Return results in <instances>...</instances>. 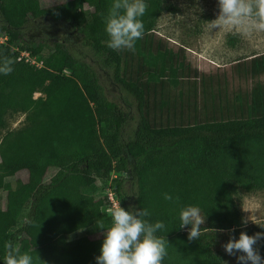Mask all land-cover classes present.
Returning <instances> with one entry per match:
<instances>
[{
	"label": "trees",
	"instance_id": "16d2710c",
	"mask_svg": "<svg viewBox=\"0 0 264 264\" xmlns=\"http://www.w3.org/2000/svg\"><path fill=\"white\" fill-rule=\"evenodd\" d=\"M41 1L0 0V57L13 61V71L0 74V130L9 112L25 113L27 122L0 140V264L8 240L34 264H97L104 239L97 224L106 230L112 214L102 211L107 195L95 192L98 181L111 179L122 208H146L145 219L164 222L157 233L169 242L162 264H222L205 235L189 241L180 228L188 206L200 209L210 232L235 239L264 232L242 222L234 199L239 190H264V91L229 90L227 75L199 73L184 48L156 37L162 0H145V32L134 52L107 46L104 21L113 0L46 8ZM38 19L70 28L78 41L27 40L28 23ZM20 51L42 66L19 60ZM231 69L245 80L264 72V56L237 60ZM101 77L133 99V130L129 111L108 99ZM20 171L28 173L25 182L10 180ZM91 227L99 237L67 239ZM255 247L264 258V239Z\"/></svg>",
	"mask_w": 264,
	"mask_h": 264
},
{
	"label": "rangeland",
	"instance_id": "374dc122",
	"mask_svg": "<svg viewBox=\"0 0 264 264\" xmlns=\"http://www.w3.org/2000/svg\"><path fill=\"white\" fill-rule=\"evenodd\" d=\"M67 1L42 0L41 6L46 8L61 5ZM162 5L164 9L157 19L154 28L155 36L164 40L169 48H184L186 60L192 69H196L199 73L205 75H227L229 90L239 89L250 91L256 88L262 90V92L264 91V72L251 75L245 80H238L237 75L231 71L232 64L237 60L264 56V34H258L252 38H244L239 34L228 32H217L208 35L205 32L204 21H210L216 18L219 12L218 0H162ZM68 30L70 31V28L58 25L50 20L38 19L28 23L25 38L27 40H33L36 43L45 40L48 45L52 41L63 39L71 42L76 39V36L71 35V33L68 34ZM47 53L48 50L42 51L43 56L47 55ZM65 74L68 75L69 72L65 71ZM100 82L104 87V92L108 99L129 111L131 121L128 130H133L137 119L133 99L122 88L109 83L104 78L101 77ZM39 96L43 95L35 93L33 98H38ZM124 100H127L130 105H127ZM25 115V113L21 112H9L5 116L6 126L0 130V140L6 132L16 131L26 126ZM27 176V171H20L10 180L19 179L25 182ZM112 186V179L106 183L98 181L95 195L108 196L109 190H112ZM124 190L127 191L129 200H132V184L130 182H125ZM85 192L88 194L92 193L89 190ZM234 199L239 206L242 222L247 221L246 225H259L264 228V190L251 193L239 190ZM114 201L116 200L114 199ZM106 208L107 205L102 208V211L107 214L108 209ZM200 214L203 216L201 211ZM205 226L206 222L201 225V228L203 229ZM190 228L191 225L188 227L185 226L182 231L188 233ZM83 235L91 239L99 237L91 227L83 231H78L68 236L67 239L71 240ZM203 235H205L204 239L209 242L212 253L221 259L222 264H225V262L226 264H239L237 256L241 255V253L238 252L236 255H229L224 250L223 245L230 239L227 231L210 232L208 230H202Z\"/></svg>",
	"mask_w": 264,
	"mask_h": 264
},
{
	"label": "clouds",
	"instance_id": "9594fccd",
	"mask_svg": "<svg viewBox=\"0 0 264 264\" xmlns=\"http://www.w3.org/2000/svg\"><path fill=\"white\" fill-rule=\"evenodd\" d=\"M147 8L145 0H113L104 21L109 37L106 43L110 49L135 51L136 42L142 39L145 32L141 18ZM218 8L215 19L204 21L208 35L228 32L252 38L264 34V0H218ZM12 65L11 58L0 57V74H10ZM164 199L171 201L173 197L165 193ZM150 215L146 208L134 212L126 211L119 205L112 212L109 228L105 230L103 222H98L97 227L103 230L104 239L100 255L96 257L97 264H162L169 242L166 236H158L157 233L165 229V224L162 221L149 222L145 217ZM179 219L180 228L191 225L188 240L199 239L202 235L201 225L205 223L200 209L195 206L183 208ZM243 223L246 225L247 221ZM261 239H264V232L251 236L241 232L239 239L230 237L223 247L229 255L242 253L237 256L239 264H264V258L255 247ZM4 247V264H34L33 257L27 252L21 253L11 240L6 241Z\"/></svg>",
	"mask_w": 264,
	"mask_h": 264
},
{
	"label": "built area",
	"instance_id": "2783aa9c",
	"mask_svg": "<svg viewBox=\"0 0 264 264\" xmlns=\"http://www.w3.org/2000/svg\"><path fill=\"white\" fill-rule=\"evenodd\" d=\"M4 41H5V38H0V43H3ZM14 50L18 51L17 48H14ZM18 59L19 60L20 59H24L25 62H28V63H30V64L38 67V68L42 66V62L41 61H37L35 57H30L29 53L26 52V51H20ZM112 195H113L112 191L109 190V195L107 196V198H108V201H110L109 203L111 205L107 206V208H106V209H108V213L107 214H112V212L116 208V206L117 205L119 206L118 201L116 200L115 196L114 195L112 196ZM113 198L116 201H114Z\"/></svg>",
	"mask_w": 264,
	"mask_h": 264
}]
</instances>
